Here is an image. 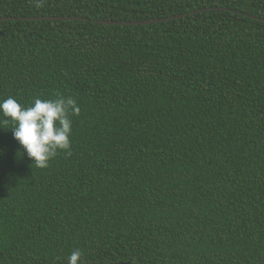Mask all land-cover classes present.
Returning a JSON list of instances; mask_svg holds the SVG:
<instances>
[{"label":"trees","instance_id":"trees-1","mask_svg":"<svg viewBox=\"0 0 264 264\" xmlns=\"http://www.w3.org/2000/svg\"><path fill=\"white\" fill-rule=\"evenodd\" d=\"M10 18L0 100L80 115L47 169L0 124V264H264V0H0Z\"/></svg>","mask_w":264,"mask_h":264},{"label":"clouds","instance_id":"clouds-1","mask_svg":"<svg viewBox=\"0 0 264 264\" xmlns=\"http://www.w3.org/2000/svg\"><path fill=\"white\" fill-rule=\"evenodd\" d=\"M79 115L76 100L62 95L52 99L35 97L30 106L13 97L0 100V124L12 125L10 130L20 153L26 154L38 169H47L59 153L70 154L72 117ZM67 264H83L82 252L74 250L67 257Z\"/></svg>","mask_w":264,"mask_h":264},{"label":"water","instance_id":"water-1","mask_svg":"<svg viewBox=\"0 0 264 264\" xmlns=\"http://www.w3.org/2000/svg\"><path fill=\"white\" fill-rule=\"evenodd\" d=\"M179 18H182V17H179ZM58 19V18H57ZM57 19H55V20H57ZM70 19H73V18H70ZM0 20H8V21H18V20H30L29 18H22V19H20V18H10V19H0ZM53 20H54V18H53ZM101 23H103V24H113L112 22H101ZM147 23H149V22H144L143 24H147ZM119 24H121V23H119ZM130 24H133V23H130ZM119 264H129V263H119Z\"/></svg>","mask_w":264,"mask_h":264}]
</instances>
